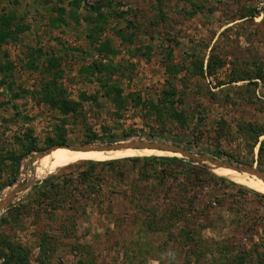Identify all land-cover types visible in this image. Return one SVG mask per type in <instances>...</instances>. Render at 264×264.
<instances>
[{
  "label": "rangeland",
  "instance_id": "rangeland-1",
  "mask_svg": "<svg viewBox=\"0 0 264 264\" xmlns=\"http://www.w3.org/2000/svg\"><path fill=\"white\" fill-rule=\"evenodd\" d=\"M1 11L0 264H264V193L233 170L147 149L33 163L61 141L160 143L264 175V0H0ZM162 94L176 95L163 105L177 109L162 120L172 133L149 141L156 118L144 102ZM130 128L137 135L110 142ZM148 156L197 169L117 185L142 195L143 212L108 200L110 184L73 192L76 203L67 191L55 211L41 196L89 169L79 162Z\"/></svg>",
  "mask_w": 264,
  "mask_h": 264
},
{
  "label": "trees",
  "instance_id": "trees-1",
  "mask_svg": "<svg viewBox=\"0 0 264 264\" xmlns=\"http://www.w3.org/2000/svg\"><path fill=\"white\" fill-rule=\"evenodd\" d=\"M8 13V12H7ZM8 18L5 21L3 19L4 23L6 26H2L3 32H2V37L6 38L5 36L7 35V32L5 31V27H8L12 21L11 19L13 18L11 14H7ZM6 17V11H1L0 13V18ZM10 23V24H9ZM222 63H220L221 65ZM168 94V93H167ZM175 94L166 95L162 94L158 97V103H153L149 101H145L144 105L149 108L150 111H152V115L156 118L154 121L155 124H153L150 127V131L148 133L149 141H154V140H162L166 137V135H171L172 131L167 130L165 128V124H163V119L166 117L165 111H168L170 114V117L174 118L175 114L174 112L177 111V109H174L169 111L167 110L168 108L163 106L167 105L168 101L170 103L169 106L173 107L176 103L172 100L171 98L174 99ZM174 96V97H172ZM92 99V101H96L97 96L94 95L93 97H89ZM170 98V99H169ZM127 102L121 101L120 104V110L124 108L125 104ZM56 104V103H54ZM63 104V105H62ZM57 105L63 106V112L66 111V107L64 102H57ZM179 115L183 114V111H179ZM67 113V112H66ZM159 118V119H158ZM165 120V119H164ZM157 126V127H155ZM88 131L92 134H94V138L99 136L97 134L98 132L92 127L87 128ZM102 131H105V128H102ZM167 133V134H166ZM137 135L136 130L130 128L127 131H123L122 135H116L115 133L111 132V135H108L110 138V142L115 143L117 138L119 137H133ZM195 137L194 135L192 138ZM59 146H64V141H61ZM36 148L34 145H30L28 153L32 154L35 152ZM134 151V150H129ZM176 153H173L175 156ZM204 156V155H201ZM79 165H85L89 167L87 171H80V172H74L72 171L68 175H66L62 180L61 183H54L49 190L48 194L46 192H42L41 196L45 199L43 200H48L50 199L51 201V210L55 211L57 209V206L63 205L66 203L65 199L68 197V192L70 191V195L76 193L78 190L79 193H82V191L85 190L84 197L88 198L91 195H103L104 194V186L110 184L111 186V196L108 200L112 201V197H118L121 200H124L129 206L135 207L137 210L140 212H143L146 210L145 207V200L142 197L141 194L138 193H132V191L127 192V191H120L118 189L117 185H123V183H127L128 179H131L134 177L132 180H135L134 183L137 185V182H148L151 180H158L165 178H173L177 179L179 175H186L183 173H191L190 171H196V167H194L191 162L186 163L183 159L178 158V157H158V156H148V157H131V158H123V159H117V160H111V161H105V162H97V161H82L81 163H78ZM75 165L67 166V167H75ZM209 175L210 172H206ZM136 177V178H135ZM187 177V176H186ZM185 177V178H186ZM247 180L251 181L248 179L246 176H244ZM110 179L113 180L110 182ZM60 182V181H59ZM109 186V187H110ZM136 187V186H135ZM54 195V196H52ZM69 198L72 200L73 195L69 196ZM60 199H63V201L58 202ZM73 201L76 203L77 200L73 199ZM73 202V203H74ZM71 205V204H70ZM73 208V207H72ZM71 206L69 207V210L72 209ZM128 218L125 217V220ZM124 219V218H122ZM120 221V220H119Z\"/></svg>",
  "mask_w": 264,
  "mask_h": 264
},
{
  "label": "bare ground",
  "instance_id": "bare-ground-1",
  "mask_svg": "<svg viewBox=\"0 0 264 264\" xmlns=\"http://www.w3.org/2000/svg\"><path fill=\"white\" fill-rule=\"evenodd\" d=\"M126 150H140V149H126ZM147 150H155V149H147ZM116 151H125V150H116ZM101 152H111V151H73L67 148H58L55 150H52L51 152L47 153V154H38L34 157V162H36L37 160H40L41 162H48L49 160L53 159L54 161H56V163L63 165L66 163H71V162H75L78 160H90L93 158V156L90 153H101ZM177 154V153H176ZM203 164L208 168L209 171H213L215 170L214 168L211 167V165H214L213 163H210L208 161L203 162ZM216 166V165H215ZM219 167V166H217ZM222 168V167H219ZM225 168V167H223ZM229 170H232L230 168H227ZM235 171V170H233ZM230 171L229 174L227 175L228 178L238 182V183H242V184H247V185H251L254 186L256 189H259L262 193H264V182L263 180L249 175L248 173H242L239 171ZM237 172V173H236ZM248 177L249 179H253V181H249L244 179L241 175ZM26 182H35L36 180L34 179H29V177L25 178ZM257 183V184H255ZM259 184V185H258ZM262 185V186H261Z\"/></svg>",
  "mask_w": 264,
  "mask_h": 264
},
{
  "label": "water",
  "instance_id": "water-1",
  "mask_svg": "<svg viewBox=\"0 0 264 264\" xmlns=\"http://www.w3.org/2000/svg\"><path fill=\"white\" fill-rule=\"evenodd\" d=\"M62 147L73 150V151H116V150H126V149H155V150H159V151L178 153V154H181V155L186 156V157H191L193 160H196L197 162H200L202 164H203V162L208 161V162L213 163L214 165L219 166V167H225V168H230L232 170L239 171V172L243 171V172H247L250 174H255L259 179L263 180V182H264V175L254 171V170H248V171L240 170V169L228 166L226 164L219 163L216 160L209 158V157H206V156L193 155L184 148H181L178 146H170V145H166V144H160V143L114 144V145L106 146L104 148L102 147V148H77V149L70 148L67 146H58V147H55V148L51 149L50 151L42 153V154H47V153L51 152L52 150L62 148Z\"/></svg>",
  "mask_w": 264,
  "mask_h": 264
}]
</instances>
